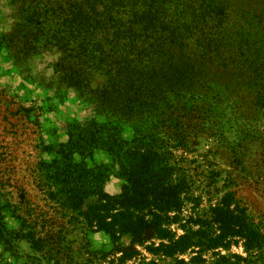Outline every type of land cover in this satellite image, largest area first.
Wrapping results in <instances>:
<instances>
[{
  "label": "trees",
  "instance_id": "16d2710c",
  "mask_svg": "<svg viewBox=\"0 0 264 264\" xmlns=\"http://www.w3.org/2000/svg\"><path fill=\"white\" fill-rule=\"evenodd\" d=\"M9 7L12 22L0 29L6 72L32 84L36 61L55 56L45 94L53 92L60 106L71 93L93 115L67 121L66 143L40 145L52 158L35 174L51 209L18 214L9 228L8 211L20 213L24 204L13 205L0 182L2 256L20 262L14 254L25 242L23 264H105L106 255L81 244L102 233L109 264H158L132 262L137 246L171 264H206L211 252L213 264H258L264 232L238 211L235 194L211 210L218 235L202 223L195 229L191 219L182 223L185 170L179 165L177 183L168 174L170 149L188 148L191 134L209 122L222 138L232 129L243 138L230 145L241 173H263L249 168L252 153L234 147L264 149V0H10ZM24 112L29 119L34 110ZM112 178L121 182L118 195L106 191ZM237 239L248 257L222 255Z\"/></svg>",
  "mask_w": 264,
  "mask_h": 264
},
{
  "label": "rangeland",
  "instance_id": "374dc122",
  "mask_svg": "<svg viewBox=\"0 0 264 264\" xmlns=\"http://www.w3.org/2000/svg\"><path fill=\"white\" fill-rule=\"evenodd\" d=\"M9 5L10 0H0V29H6L7 25L12 22V10ZM54 58L55 56H47L43 60L36 61L31 76L32 84L23 82L18 73L6 72L10 67L0 62V65L6 69L0 70V182L13 197V205L18 200L24 204L20 213L13 214L8 211L6 221L11 229L17 225L15 223L18 221V214L26 217L25 213L29 210L48 211L55 205L41 187L35 174L40 163L48 158L40 148L41 143H54L57 140L66 143L68 139L67 121L73 119L85 121L93 115L92 108L80 106L71 93L68 94L67 99L64 96L61 98L63 104L60 106L56 104L57 100L54 99L53 92L45 94V84L49 85L53 80L51 64ZM24 109L34 110L30 113L29 119ZM237 126L239 124L234 125L235 128ZM215 129L213 122L206 123L201 131H194L191 134L188 148L170 149L174 159L172 173L168 174L169 179L177 183L179 181L177 179L183 177L182 172H177L179 165L183 167L188 177L184 186L185 192L182 195L184 198L181 206V217L184 218L182 223L185 224L191 219L195 224L190 225L195 229H198V225L202 223L207 230L218 235L220 225L214 222L211 210L228 193H233L240 207L238 211L246 210L247 215L253 219L255 224H259L264 232V171L259 175L254 172L255 170L241 173L240 169L236 168L234 159L230 158V145L239 143L243 138L240 140L239 133L234 129L222 138V135L216 134ZM242 135L246 136L245 133L241 134V137ZM248 139L258 140L251 137ZM247 143H243L241 148H234L253 154L248 163L249 168L264 167V149H261L258 144L249 145ZM99 156L103 158L105 154L102 152ZM22 189L26 192L24 197L18 194ZM106 189L109 194L118 195L121 192V182L112 178ZM240 214L238 213L239 216ZM171 228L179 235L184 233L177 225ZM79 238L81 239L82 236ZM86 243H89L91 248H86L84 251H93L92 255L97 253L98 258L106 255L105 262L101 261V263L109 264L113 259L111 248L108 247L109 240L104 234H90L87 242L85 240L81 242L82 245ZM145 247L137 246L139 255L132 262L139 263L144 260L147 263L151 261L158 264L172 263V260L151 255ZM220 250L225 256L248 257L242 241L232 245L228 251ZM2 252L0 246L1 259L5 260H0V264H23L25 255L29 253V246L23 242L17 254H14L22 259L18 263L8 253L3 257ZM212 254L211 252L207 256L206 264L216 262L217 258ZM119 256L117 254V257ZM180 258L190 261V255ZM235 260L232 259V261ZM254 261L264 264V252L262 260L255 257Z\"/></svg>",
  "mask_w": 264,
  "mask_h": 264
}]
</instances>
